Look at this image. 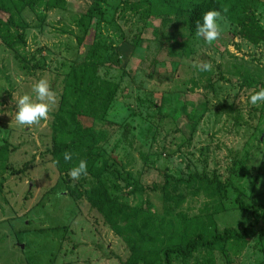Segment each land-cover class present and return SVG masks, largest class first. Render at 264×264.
Listing matches in <instances>:
<instances>
[{"label":"rangeland","instance_id":"obj_1","mask_svg":"<svg viewBox=\"0 0 264 264\" xmlns=\"http://www.w3.org/2000/svg\"><path fill=\"white\" fill-rule=\"evenodd\" d=\"M21 1L9 42L0 37V264H163L162 249L179 243L182 222L203 227L207 238L250 222L234 198L238 189L244 203L264 204V104L249 103L264 86V34L250 41L225 18L209 45L162 21L157 0ZM243 1L264 32V0ZM204 61L212 71L193 67ZM82 67L112 86L105 111L82 122L109 167L73 181L69 171L87 148L72 151L66 171L50 150L68 140L53 115ZM40 78L58 103L47 121L21 128L12 98L34 96ZM189 173L214 176L226 191L211 198L174 181ZM97 179L118 203L138 209L134 217L114 228L90 207L84 190ZM263 232L258 219L243 247L232 239L198 246L172 254L171 264H264Z\"/></svg>","mask_w":264,"mask_h":264},{"label":"trees","instance_id":"obj_2","mask_svg":"<svg viewBox=\"0 0 264 264\" xmlns=\"http://www.w3.org/2000/svg\"><path fill=\"white\" fill-rule=\"evenodd\" d=\"M163 6L161 12L155 13L162 21L172 22L180 29H184L188 35H193L196 31V22H202V15L205 11L215 9L222 11L227 6L228 11L222 14L226 19L240 26V34L242 37L256 41L260 39L264 32L262 28L249 21L250 14L244 8L243 0H195L191 3L174 2L173 0H157ZM192 1V0H190ZM21 0H0V37L9 42L11 34L9 27L15 25V13L22 5ZM55 5V4H52ZM93 14H85L84 18L88 19ZM248 18V20H247ZM264 87V86H263ZM112 86L107 80L97 82L93 73L87 68H81L76 73L72 71L71 79L67 82L64 94L61 97L62 113H55L54 120L61 128V134L68 135L66 142L59 141L55 149L50 150L52 161L60 171H66L72 166V162H65L63 159L64 152L76 150L80 145L86 147L78 158L87 161V173L94 178L100 175L109 167L100 158V155L94 153L95 138L92 136L86 126L83 125V119L88 117H96L99 113L105 111L107 102L112 97ZM93 149V150H92ZM59 161V163H55ZM74 166V165H73ZM72 168V167H71ZM172 177L168 176L160 189H164L168 181ZM174 181L178 184H184L191 189L192 193L201 191L211 197H219L226 191L225 184L220 183L216 177H205L198 173H189L186 178H175ZM199 182V184H197ZM133 189L141 190L134 182ZM72 198H77L78 195L69 192ZM84 197L90 207L95 208L104 218V220L112 227L117 228V222L129 221L130 216L134 217L137 213V208H130L125 204L118 203L114 198L110 197L104 184L97 179L93 185H90L84 190ZM237 206L241 210H250L252 218L250 222L240 231L234 229H224L222 232H213L210 237H206V232L203 227H194L190 230L189 223L182 222L180 231L182 238L178 244L167 245L162 249V263L171 264V255L178 253L181 256H189L196 247H204L212 249L217 242L232 239L239 241L243 247L248 239L247 229L251 225H255L258 219L264 222V204L253 205L244 203L241 198V192L237 189L234 198ZM264 232L259 235L263 237Z\"/></svg>","mask_w":264,"mask_h":264},{"label":"clouds","instance_id":"obj_3","mask_svg":"<svg viewBox=\"0 0 264 264\" xmlns=\"http://www.w3.org/2000/svg\"><path fill=\"white\" fill-rule=\"evenodd\" d=\"M228 11L225 6L222 11L215 9L207 10L202 15V22H196L195 35L202 38L207 44L211 45L219 40L223 34L226 25L225 16L222 14ZM200 72H210L213 70V64L210 61H204L193 65ZM4 89H7L5 86ZM31 92L12 98L16 111L14 120L17 126L21 128H31L41 124L49 119L50 113L58 103V94L52 89L51 83L46 78H40L32 85ZM249 103L252 106L264 104V87L254 91L249 97ZM4 110L0 108V112ZM8 115V112L4 113ZM63 159L70 162L73 159L71 152H64ZM59 163V161H55ZM87 175V161L80 159L69 171V177L73 181H78L82 176Z\"/></svg>","mask_w":264,"mask_h":264},{"label":"water","instance_id":"obj_4","mask_svg":"<svg viewBox=\"0 0 264 264\" xmlns=\"http://www.w3.org/2000/svg\"><path fill=\"white\" fill-rule=\"evenodd\" d=\"M19 246H20V247H22V245H21V244H20Z\"/></svg>","mask_w":264,"mask_h":264}]
</instances>
